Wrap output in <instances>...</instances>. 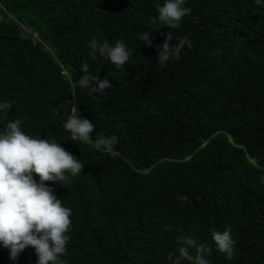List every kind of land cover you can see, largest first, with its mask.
Instances as JSON below:
<instances>
[{"label":"trees","instance_id":"16d2710c","mask_svg":"<svg viewBox=\"0 0 264 264\" xmlns=\"http://www.w3.org/2000/svg\"><path fill=\"white\" fill-rule=\"evenodd\" d=\"M163 3L0 0V103H12L0 131L27 117L26 134L85 164L48 185L73 213L64 264H169L185 235L212 247L210 264H264V0H186L179 29L151 23ZM146 31L152 48L140 41ZM169 31L174 56L160 65L155 46ZM94 36L122 40L128 65L92 60ZM84 62L111 81L106 95L74 86ZM69 101L95 124L93 140L117 135V156L71 141L57 114ZM226 227L231 260L211 237ZM0 264L37 256L28 248L11 261L0 244Z\"/></svg>","mask_w":264,"mask_h":264},{"label":"clouds","instance_id":"9594fccd","mask_svg":"<svg viewBox=\"0 0 264 264\" xmlns=\"http://www.w3.org/2000/svg\"><path fill=\"white\" fill-rule=\"evenodd\" d=\"M185 2L164 0L162 6L157 5L158 16L153 17L151 23L165 25L168 29H179L183 19L192 11L185 6ZM255 3L259 6L261 0H255ZM152 34L146 31L140 36V41L148 48L154 47L153 39L150 38ZM88 46L92 60H96L99 54L117 69L125 68L133 55V51L122 40H116L113 45L94 36ZM155 47L158 64L165 65L175 52L172 32L166 33L162 45ZM80 71L83 75L75 81L74 86L78 85L82 90L88 89L90 93L104 96L106 90L113 87L109 79L101 80L87 62L81 65ZM68 103V107L60 105L57 114L62 111L66 116L62 127L70 132L71 141H79L98 152L117 156L114 150L119 139L117 135L105 136L100 133L93 140L95 124L83 118L75 104L71 101ZM11 108L10 102L0 103V113L5 117ZM26 119L23 117L9 121L0 131V244L8 250L11 261H17L21 253L32 248L37 256V264H64L61 257L66 254L70 240V218L73 213L48 185L65 184L70 176L79 175L85 164L55 139L35 138L26 134L21 127ZM177 198L182 202H190L189 197L184 195ZM211 237L216 249L231 260L236 240L230 227L223 231L213 229ZM178 244L180 246L167 255L169 264H184L185 261L188 264H210L212 247L187 235L179 237Z\"/></svg>","mask_w":264,"mask_h":264},{"label":"rangeland","instance_id":"374dc122","mask_svg":"<svg viewBox=\"0 0 264 264\" xmlns=\"http://www.w3.org/2000/svg\"><path fill=\"white\" fill-rule=\"evenodd\" d=\"M25 27V29H29V27H27V26H24Z\"/></svg>","mask_w":264,"mask_h":264}]
</instances>
